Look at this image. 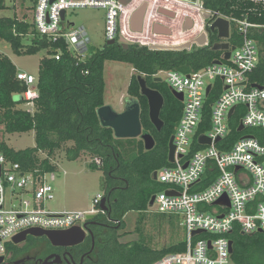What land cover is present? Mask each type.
Instances as JSON below:
<instances>
[{
    "label": "built area",
    "instance_id": "2783aa9c",
    "mask_svg": "<svg viewBox=\"0 0 264 264\" xmlns=\"http://www.w3.org/2000/svg\"><path fill=\"white\" fill-rule=\"evenodd\" d=\"M25 1L14 0L13 6L30 13V20L24 13H16L15 18L30 23L41 37L52 42L63 40L78 61L85 60L90 38L84 27L64 25L68 9L103 8L106 10V43L111 40L119 44L136 43L151 50H159L152 45H164L161 40H155L154 34L172 37L173 25L184 30L187 19L192 25L184 31L194 34L181 40H185L181 44L191 42L183 49L210 46V25L218 17L228 20L229 36L219 42H228L227 59H223L225 50L220 49V57L214 59L219 63L212 60L188 73L160 70L153 74V78L159 77L182 94L179 100L182 110L172 135L173 159L168 161L169 165L155 170L156 180L164 188L154 194L151 206L155 205L157 211L181 216L179 224L185 230V249L167 253L151 264H229L233 230L242 234L264 232V81L251 78L264 57V21L251 20L248 12L241 17L222 14L217 9L207 8L205 0H31L30 6ZM251 1L258 5L252 12L264 16V0ZM143 3L146 7L141 31H134L131 18ZM157 24L168 28L170 34L155 32ZM13 33L16 34L15 28ZM202 33L205 41L199 44L196 38ZM233 34L238 39L236 44H232ZM57 50L55 59L61 56L60 49ZM16 78L26 86L21 93L23 99L32 104L38 95L35 76L18 69ZM234 113L239 116L238 126L243 125L238 131L255 128L262 133H242L232 139L230 119ZM202 137L206 138L205 142L200 141ZM206 171L210 174H205ZM48 175L54 178L53 172L24 171L18 163L8 162L0 153V256L14 244L12 238L26 229L65 230L81 226L87 214L103 212L100 208L102 194L94 197L89 210L44 208L43 203L54 197ZM206 179L210 182L202 187ZM22 195L25 198L20 200L19 207L6 205V199L12 201ZM222 198L227 203H216ZM195 231L199 232L193 233Z\"/></svg>",
    "mask_w": 264,
    "mask_h": 264
},
{
    "label": "trees",
    "instance_id": "16d2710c",
    "mask_svg": "<svg viewBox=\"0 0 264 264\" xmlns=\"http://www.w3.org/2000/svg\"><path fill=\"white\" fill-rule=\"evenodd\" d=\"M204 4L225 15L241 17L248 12L251 20L264 21V16L252 12L251 9L255 10L258 5L251 0H205ZM4 6V0H0V8ZM186 33L184 31L173 39H161L160 42L181 44L185 41L181 40ZM153 36L163 38L159 34ZM0 37L9 43L17 55H33L41 50L46 52V56L40 59L35 77L38 95L32 100V110L18 106L25 102L24 99L13 98L15 93L24 92L26 86L16 78L18 69L14 63L0 52V125L9 133L33 130L35 137V146L20 150L0 139V153L8 162L18 163L22 170L35 174L56 171V152H62L63 157L69 160L83 154L92 157L89 165L102 170L105 176L102 196L110 190L109 196L112 198L106 210L110 211L114 223L105 237L106 242L103 241L102 264H151L167 253L183 251L184 239L152 248L149 244L152 238L141 227L149 209V199L159 188V182L153 179V171L169 165L168 142L182 110V103L174 97L171 88L155 81L153 74L160 70L188 73L206 66L220 57V50L213 47L215 43L190 50H151L136 43L126 48L119 43H105L100 48L89 44L85 60L78 61L63 40L52 42L41 37L30 23L20 22L15 16L0 17ZM231 39L232 44L238 43L236 34ZM57 49L61 51L59 59L54 57ZM106 61L124 62L133 69L127 94L139 102L141 127L154 140L151 149H145L140 138H115L110 128L100 125L96 109L105 104ZM83 70L88 72L84 73ZM138 74L145 78L148 87L158 90L164 98L160 111L163 126L160 130L149 119L147 99L141 95L136 79ZM251 78L264 81V57ZM238 122L239 116L234 113L230 119L232 139L242 134L237 129ZM253 133V130L248 131V134ZM205 174L209 175L210 172L206 171ZM208 182L210 180L206 179L201 186ZM129 211L140 213L135 226L138 237L130 242H122L119 239L121 233L116 229L124 227L123 217ZM230 237L233 245L230 259L233 264H264L263 231L242 234L233 230ZM13 245L11 243L10 247Z\"/></svg>",
    "mask_w": 264,
    "mask_h": 264
},
{
    "label": "rangeland",
    "instance_id": "374dc122",
    "mask_svg": "<svg viewBox=\"0 0 264 264\" xmlns=\"http://www.w3.org/2000/svg\"><path fill=\"white\" fill-rule=\"evenodd\" d=\"M13 2L14 0H4L5 6L0 8V17H11L24 13L23 9L16 10L13 6ZM25 3L27 6H30L32 1L26 0ZM24 14L28 15V20H30V13ZM105 14L106 10L103 8L82 7L68 9L66 11L64 25L71 28L84 27L87 36L90 38V44L96 48H100L106 43L104 39ZM193 34L194 32H187L183 39ZM156 39L168 40L169 38L157 37L155 40ZM211 40L212 44H214L219 43L222 38L217 35V32H212ZM0 52L7 55L17 69L24 70L35 77L38 73L40 59L46 56L44 50L33 55H17L13 53L9 43L1 37ZM133 72L131 66L127 63L119 61L105 62L104 102L105 104H110L117 112L122 111L124 107L125 99L128 96L127 86ZM163 83L169 86L165 81ZM13 98L15 100H20L23 99V96L21 93H15ZM18 106L27 110H32V104L28 101L20 103ZM249 130H253L255 133H262L260 129L255 128L245 129L242 133H248ZM0 139L16 150L35 146L33 130L22 133H9L5 132L3 126L0 125ZM55 160L56 171L53 172L54 178L50 179V175L47 176V180L53 188L54 197L46 200L43 203V207L50 211L91 209L94 197L97 194L103 195L105 192V176L103 175V171L91 167L89 163L92 161V157L86 154L76 159L69 160L63 157L62 152H56ZM158 186L159 188L156 190L155 194L164 188L160 183ZM6 197L9 198L8 191H6ZM24 198L25 195L17 196L12 201L6 199V205L19 207L20 200ZM139 215L140 213L137 211H129L124 215V227L120 229V241L130 242L137 239L138 234L135 232V226L136 219ZM180 220L181 216L178 214L160 212L156 210L155 205L149 206L141 227L145 233H148L152 238L149 243L150 246L152 248L163 247L169 245V243L184 239L185 230L180 226ZM81 224H83V222H81ZM229 264L233 263L230 262Z\"/></svg>",
    "mask_w": 264,
    "mask_h": 264
},
{
    "label": "water",
    "instance_id": "95a60500",
    "mask_svg": "<svg viewBox=\"0 0 264 264\" xmlns=\"http://www.w3.org/2000/svg\"><path fill=\"white\" fill-rule=\"evenodd\" d=\"M127 1V0H123ZM146 3H143L132 15L131 18V27L134 31H141V25L143 21V16L145 12ZM165 14H168L170 16H173L172 13L165 12ZM61 18H64V11L61 12ZM192 25L190 20H186L183 29L186 30L190 28ZM154 30L157 33L161 34H170V30L166 27H163L161 25H155ZM211 32H214L216 30L217 35L220 38H227L229 36V22L227 19L218 17L211 25H210ZM205 41V34L202 33L198 38H196V42L201 44ZM108 44L114 43V41H107ZM191 42L187 41L183 44L178 45H162V44H155L152 45V48L155 49H173V50H180L183 48H188L190 46ZM122 46L126 48L128 46L127 43L123 42ZM215 49H221L225 50L223 59H227L230 55V50L228 49V42H221V43H215L213 46ZM234 47L232 46L231 49ZM214 63H219V60H213ZM140 93L147 99L148 103V115L151 123L154 125V127L157 130H160L163 126V122L160 119V111L164 103V98L162 94L156 90L148 87L146 85L145 78L138 74L136 76ZM155 81H160L159 77L154 78ZM242 84H245V81L242 82ZM255 86V85H254ZM209 91V86L206 89V93ZM172 93L174 97L177 100H182V94L177 93L174 90H172ZM21 100V99H20ZM233 108L230 109L229 114H231ZM97 117L100 122V125L102 127H108L112 130L113 136L115 138H140L143 140V144L145 149H151L154 145V140L151 136V134L143 130L141 127L140 122V105L137 99L135 98H129L122 109V111L117 112L115 111L110 104H104L96 109ZM238 130L243 129V125L239 124ZM201 142H205L206 138L202 137ZM173 137L171 136L169 138L168 142V153H167V159L168 161H172L173 159ZM100 165V164H99ZM153 179H156V172H153ZM105 198H101L100 200V208L103 210H106L107 207L104 203ZM154 201V195H152L149 199L148 205L151 206ZM227 200L225 198H222L218 202H224ZM94 217V214H87L86 219L89 220ZM86 226V223L82 226H73L69 229L65 230H43L38 228H30L26 229L17 235H15L12 240L13 243H19L21 242L27 234L38 236V235H46L49 239L53 240V238L56 235L68 237V236H75L76 240L72 243L80 242L83 235L84 227ZM199 231H195L193 233H196ZM229 252H233V246L232 242L229 243ZM2 257L0 256V259Z\"/></svg>",
    "mask_w": 264,
    "mask_h": 264
},
{
    "label": "flooded vegetation",
    "instance_id": "af4514ba",
    "mask_svg": "<svg viewBox=\"0 0 264 264\" xmlns=\"http://www.w3.org/2000/svg\"><path fill=\"white\" fill-rule=\"evenodd\" d=\"M129 98L127 96L125 102ZM109 193L110 190L102 196L107 207L112 200ZM85 223L82 239L77 243H72L76 240L75 236L56 235L51 240L46 235L27 234L21 242L14 243L7 249L6 254L1 256L0 264H102L105 237L114 223L111 213L109 210H103L101 214L95 213L93 218L86 219L81 226ZM116 230L120 232L119 229Z\"/></svg>",
    "mask_w": 264,
    "mask_h": 264
},
{
    "label": "bare ground",
    "instance_id": "6f19581e",
    "mask_svg": "<svg viewBox=\"0 0 264 264\" xmlns=\"http://www.w3.org/2000/svg\"><path fill=\"white\" fill-rule=\"evenodd\" d=\"M173 28H174V31H173V35H172V37H171V36L169 37V36H167V35H163V38L173 39L174 37H176V36L182 34V32H184V30H179V32H178V27H176L175 25H173ZM186 32H189V30L186 31ZM169 39H168V40H169ZM165 40H166V39H165Z\"/></svg>",
    "mask_w": 264,
    "mask_h": 264
},
{
    "label": "crops",
    "instance_id": "0c3cea01",
    "mask_svg": "<svg viewBox=\"0 0 264 264\" xmlns=\"http://www.w3.org/2000/svg\"><path fill=\"white\" fill-rule=\"evenodd\" d=\"M220 50V49H219ZM133 70V69H132ZM154 172V171H153ZM153 175V174H152ZM156 180V179H155ZM154 195V194H153ZM72 210H75V209H71V210H68V209H65V210H62V211H72Z\"/></svg>",
    "mask_w": 264,
    "mask_h": 264
}]
</instances>
